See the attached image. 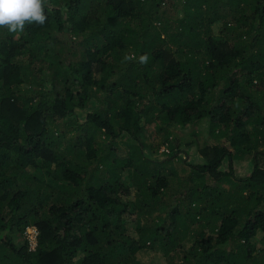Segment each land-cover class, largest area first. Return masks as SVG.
<instances>
[{"label": "trees", "instance_id": "1", "mask_svg": "<svg viewBox=\"0 0 264 264\" xmlns=\"http://www.w3.org/2000/svg\"><path fill=\"white\" fill-rule=\"evenodd\" d=\"M44 13L0 27V264H145L135 252L156 243L167 264H264L251 241L260 230L264 245V0H45ZM204 119L203 160L186 161L171 126ZM160 144L163 158L143 151Z\"/></svg>", "mask_w": 264, "mask_h": 264}, {"label": "rangeland", "instance_id": "2", "mask_svg": "<svg viewBox=\"0 0 264 264\" xmlns=\"http://www.w3.org/2000/svg\"><path fill=\"white\" fill-rule=\"evenodd\" d=\"M165 5V4H164ZM171 14V11H169ZM168 14V11H167ZM177 12H175L174 16H176ZM66 23V27H67ZM217 31V25L214 27ZM215 31V32H216ZM79 49V48H77ZM41 78L46 79V76L44 74H40ZM46 86L49 87V83H46ZM88 108L79 110L80 113L77 116V119L82 120V117L86 114V111ZM171 129L173 130V139L176 137V141L179 144V151L178 154L184 158L186 161H192V162H197V161H202L203 158L200 156V154L197 152V149L199 146L203 145L206 140L210 141V136L207 128V121L206 119L201 120L193 125L191 124H185L183 126L176 125V126H171ZM193 130L196 131V133H193ZM146 135H147V141L152 144H156L157 141H159L160 135L158 132L155 130V122H151L146 126ZM128 138V135L122 136V137H117L115 138L116 141V150H115V155L116 156H125L126 151H127V144H126V139ZM96 139H100L99 136H96ZM191 140V144L187 145L186 141ZM108 141V140H107ZM106 141V142H107ZM163 147H166L165 144H160L159 148L154 150L153 147L145 146L143 148V151L145 154L149 155L152 158H163L165 157V153L163 151ZM165 150V149H164ZM167 151V150H165ZM241 159H236V162L233 160V168L235 171V174H243L247 173L250 168H252L253 163L250 160L249 157H245L240 161ZM260 162L261 164H264V154L260 156ZM174 166L177 169H180L182 166L186 167L188 169V165L186 163H183L181 161H176L173 163ZM93 165L88 166L90 168ZM222 168H227V159L224 158L223 163L221 165ZM182 173V171H180ZM236 174V175H237ZM135 196V188L132 187L131 193L128 196H123L122 199L125 201H132ZM157 211L154 212V214ZM162 215L163 210L159 211ZM135 216H133L131 213L130 214H124L122 215L123 223H122V228L124 229L125 234L131 235V236H136L137 231H136V226H135ZM262 235V232L260 230L257 231V233L251 238V241L254 244V249H253V254L255 255H261L263 253V248L264 245L260 241V237ZM13 241L16 243L23 240L22 235H19L18 232L13 233ZM193 239L191 237H188L185 240V246L189 248L191 245ZM186 248V249H187ZM135 256L139 259V261L144 262L145 264H167L166 257L163 255L162 248L159 246V244H155L154 246H147L144 248H141L135 252Z\"/></svg>", "mask_w": 264, "mask_h": 264}, {"label": "clouds", "instance_id": "3", "mask_svg": "<svg viewBox=\"0 0 264 264\" xmlns=\"http://www.w3.org/2000/svg\"><path fill=\"white\" fill-rule=\"evenodd\" d=\"M45 0H0V27L10 32L22 31L26 23L44 24L47 17L44 13ZM125 60L135 59L125 56ZM148 61L146 54L139 57V62Z\"/></svg>", "mask_w": 264, "mask_h": 264}, {"label": "built area", "instance_id": "4", "mask_svg": "<svg viewBox=\"0 0 264 264\" xmlns=\"http://www.w3.org/2000/svg\"><path fill=\"white\" fill-rule=\"evenodd\" d=\"M168 150L167 147H163V150ZM24 238L28 242L30 249H35L37 244L38 229L34 224L27 225L23 232Z\"/></svg>", "mask_w": 264, "mask_h": 264}, {"label": "crops", "instance_id": "5", "mask_svg": "<svg viewBox=\"0 0 264 264\" xmlns=\"http://www.w3.org/2000/svg\"><path fill=\"white\" fill-rule=\"evenodd\" d=\"M239 160V159H238ZM235 162H236V160H234ZM240 161H243L242 159L240 160ZM251 169L252 168H250V170L247 172V173H245V175H247V174H249V172L251 171ZM237 174V173H236ZM238 176H245V175H243L242 173L241 174H237Z\"/></svg>", "mask_w": 264, "mask_h": 264}]
</instances>
